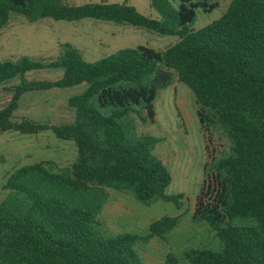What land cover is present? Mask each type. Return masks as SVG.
<instances>
[{
  "label": "trees",
  "instance_id": "16d2710c",
  "mask_svg": "<svg viewBox=\"0 0 264 264\" xmlns=\"http://www.w3.org/2000/svg\"><path fill=\"white\" fill-rule=\"evenodd\" d=\"M175 1L177 9L170 4ZM210 2L150 0L160 17L151 19L125 4L0 0V30L15 14L30 22H111L179 40L161 52L142 46L126 48L95 63L84 61L67 44L54 61H0V84L20 80L0 108V134L50 131L76 148L75 162L61 172L53 171L52 162L43 161L8 176L2 189L15 191L22 201L7 196L0 204V264H141L133 250L135 243L163 239L177 226L178 218L162 217L150 223L144 237L122 234L113 239L93 229L107 189L129 192L146 206L181 200L165 193L171 176L152 155L158 140H129L121 123L134 113V106H141L153 122L156 92L172 78L193 94L201 130L219 127L230 143L228 153L213 165L212 188L202 186L192 213V221L205 223L222 249H188L183 256L189 264H264V0H231L217 20L190 30L195 10L209 13L217 7ZM58 68L63 74L55 81L24 79L31 71ZM81 84L87 85L86 90L67 101L73 123L48 126L29 119L13 121L23 95ZM95 106L113 109L104 116ZM39 190H66L81 203H64ZM236 220L252 225L232 226ZM163 264L178 261L167 254Z\"/></svg>",
  "mask_w": 264,
  "mask_h": 264
},
{
  "label": "rangeland",
  "instance_id": "374dc122",
  "mask_svg": "<svg viewBox=\"0 0 264 264\" xmlns=\"http://www.w3.org/2000/svg\"><path fill=\"white\" fill-rule=\"evenodd\" d=\"M217 7L209 13L195 10V20L190 30H199L217 20L227 9L231 0H210ZM68 5L88 3L125 4L134 7L140 14L151 19H160L151 8L150 0H65ZM177 9L179 2H170ZM175 36H161L144 29L111 22L84 19L77 22L40 19L30 22L19 15H11L8 24L0 30V61L17 62L30 58L48 62L59 59L63 45L74 48L87 63H95L126 48L146 47L161 52L178 42ZM62 69H43L24 75L27 81H55L62 77ZM19 78L0 84V108L10 99L9 90L18 85ZM87 88L81 84L68 89L30 92L23 95L13 121L29 119L48 126L73 123V109L67 106L69 98L82 94ZM153 122L146 118L141 106H134L122 124L129 140L152 137L158 140L152 155L160 161L171 176L166 189L168 196H181L178 204L157 201L146 206L138 203L131 193L109 192L111 196L104 204L121 203L119 212H99L93 229L106 239L122 234L144 237L148 227L162 217H176L178 224L163 239L152 238L148 242H137L133 250L141 264H163L167 254L173 255L178 264H189L183 253L188 249H208L220 252L221 243L215 233L203 222H193L195 199L202 186H213V165L229 151L230 143L219 127L202 131L196 116L198 106L193 94L172 78L165 87L158 89L153 101ZM96 109L109 116L112 107ZM72 112V114L69 112ZM73 115V117H72ZM207 146V149H206ZM76 160L73 142L60 141L50 132L37 135H21L14 132L0 134V204L7 196L22 201L21 195L12 190H3L13 170L35 163L50 161L54 172H61ZM214 174V175H213ZM64 203H81V198L69 195L66 190H39ZM205 192V190H204ZM83 200H86V196ZM115 203V204H117ZM104 206V205H103ZM103 208V207H102ZM102 210V209H101ZM235 227H249L248 220L231 222Z\"/></svg>",
  "mask_w": 264,
  "mask_h": 264
},
{
  "label": "crops",
  "instance_id": "0c3cea01",
  "mask_svg": "<svg viewBox=\"0 0 264 264\" xmlns=\"http://www.w3.org/2000/svg\"><path fill=\"white\" fill-rule=\"evenodd\" d=\"M69 111V110H68ZM70 112V111H69ZM72 114V112H70ZM73 117V115H72ZM114 191V190H112ZM116 192V191H114ZM105 193H106V196H107V199L109 198V196H111V193L109 192V190H105ZM123 192H117V194H122ZM106 199V201H107ZM117 203V202H115ZM108 203V204H104L102 210L100 212H103L104 210L108 211V212H119L120 210H123V206L121 203ZM170 254V253H169ZM166 257V256H165ZM164 262V261H163Z\"/></svg>",
  "mask_w": 264,
  "mask_h": 264
}]
</instances>
